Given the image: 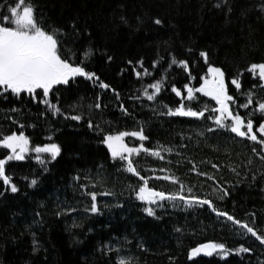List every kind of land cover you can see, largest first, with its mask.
<instances>
[{
	"label": "trees",
	"instance_id": "16d2710c",
	"mask_svg": "<svg viewBox=\"0 0 264 264\" xmlns=\"http://www.w3.org/2000/svg\"><path fill=\"white\" fill-rule=\"evenodd\" d=\"M11 2L0 0V11L6 12L3 5ZM34 3L48 24L66 26L69 20L77 19L83 34L76 41V47L83 49L91 43L96 50L86 62L88 70L95 71L120 92L130 115L123 114L110 90L102 91L83 77L62 89L58 97L65 112L83 116L79 121L64 115L53 116L50 112L42 114L45 106L27 95L19 100L0 98V133L22 130L33 145L49 142L47 137L51 135L62 149L60 156L46 165L47 171L31 158L11 161L6 166L19 191H5L0 182V192H3L0 195V264H116L118 255L131 256L132 264H264V247L250 234L237 235L230 222L218 218L207 206L173 208L169 202L164 209L157 210L156 217L145 213L146 204L136 199L129 187L141 182L112 160L100 142L103 132L88 126L89 119L104 132L133 130L142 124L150 138L145 141L146 146L155 147L159 142L175 149L172 153H162L163 160L149 155L137 157L143 175L152 176L154 169L158 176H163L160 169H170L187 185L194 186L197 194L208 195L223 210L247 220L264 233V178H258L250 186V176L237 177L228 166L251 155L253 171L260 167L258 157L251 153L252 142L238 137L231 139L234 134L223 131L206 132L201 137L199 132L211 126L210 121L163 114L166 111L163 105L175 107L179 100L170 87L159 94L156 102L148 101L139 91L142 83L160 78L170 53L179 59H189L192 74L197 76L192 83L198 85L199 76L207 70L199 51L207 50L211 63L225 70L230 94L238 98V104L245 102L240 92L252 89L258 80L245 71L240 77L239 92L230 80L250 62L264 60V16L255 8L259 0H228L220 8L214 7L215 0H34ZM228 6L232 7L230 13ZM121 16L128 23H122ZM155 17H160L163 24H154ZM189 48L193 49L191 54ZM107 55L113 60L108 61ZM158 55L164 60L156 68L150 67ZM140 58L152 73L143 81L137 79L127 64L130 59ZM168 75L169 82L178 87L188 82L187 73L175 65ZM253 91L255 106L258 100L264 99V88ZM97 94L107 107H91ZM134 96L141 99H132ZM203 99L210 101V98ZM210 103L214 105V101ZM12 107L19 108L20 112H10ZM254 119L259 120V114ZM15 121L25 127L21 129ZM126 139L138 143L133 138ZM7 154V150L0 148V158ZM189 161H195L202 171L213 172L230 195L223 201L216 199V182L189 172L192 167ZM206 161L220 164V170L213 169ZM77 175L80 180L75 179ZM33 177L38 178L36 186L30 184ZM149 183L167 191L178 187L164 180L151 179ZM82 184L98 193L100 213L85 210L90 197L84 194ZM104 192L115 195L106 196ZM65 207L76 211L62 212ZM246 213H255V216H246ZM176 228L182 231L177 232ZM34 239L39 241L37 251H33ZM209 240L225 242L229 247L243 243L254 251L233 253L224 259L215 255L188 259L190 248ZM140 244L144 248L138 247ZM102 245L111 246L113 251L105 255L100 250ZM117 246L119 253L115 250Z\"/></svg>",
	"mask_w": 264,
	"mask_h": 264
},
{
	"label": "snow or ice",
	"instance_id": "6c2138e0",
	"mask_svg": "<svg viewBox=\"0 0 264 264\" xmlns=\"http://www.w3.org/2000/svg\"><path fill=\"white\" fill-rule=\"evenodd\" d=\"M225 4H228V0H215L214 7L220 8ZM3 8L6 9V12L0 11V98L5 101L9 97L19 100L27 95L32 101L45 106V112L42 114L46 115L50 112L53 116L64 115L65 118L79 121L83 119V116L81 114L71 115V113L65 112L58 97L62 89L68 88L71 84L76 83L78 78L83 77L91 81L94 87L98 86L102 91L110 90L123 114L130 115L128 108L121 99L120 92L101 79L95 71L88 70L86 62L92 58L96 50L91 43L83 49L76 47V41L83 34L77 19L69 20L66 26L48 24L44 15L38 13L34 0H12L11 3L3 5ZM255 8L259 9L261 16H264V0H259ZM227 11L230 13L232 7L228 6ZM243 14L246 15L247 13ZM120 20L122 23H128L124 16H121ZM153 22L156 25L163 24L160 17H155ZM192 52L193 49L189 48L188 53L191 54ZM169 55L170 59L167 61V67L162 69L160 78H153L151 83L141 84L139 91L142 96L148 101L156 102L159 94L166 87H170L171 92L179 97V100L175 107L163 105L166 109L164 115L210 121L211 126H206L203 131L199 132L201 137H204L206 132L219 133L223 131L234 134L230 137L231 139L238 137L252 142L250 145L251 153L258 157L261 162L260 167L253 171L251 166L254 164V159L251 155L238 162H230L228 166L237 177H240L241 174L246 178L250 176V186L258 178H264V99L258 100L253 106L255 97L253 89L264 88V60L250 62L246 68L239 69L236 75L231 77V85H234L235 90L238 92L241 90L240 77L245 71L250 73L253 79L258 80V83L253 84L252 89L240 92V95L245 97V102L238 104V98L229 92L225 70L211 63L207 50L199 51V58L203 59L207 70L199 76L198 85L192 83V81L197 80V76L192 74L189 59H179L171 53ZM107 60L112 61L113 57L107 55ZM163 60L164 57L158 55L157 59L151 62L150 67L156 68ZM144 63L143 58L127 61V64L131 66V71L140 81H143L144 77L152 76L151 71L144 66ZM173 65L187 73L186 79L188 82L184 83L182 87L169 82L168 72ZM205 97L210 98V101H214V105L210 101L204 100ZM131 98L141 99L140 96ZM250 106L253 107L250 108ZM72 107H75V105ZM91 107L101 109L107 107V105L102 104V97L97 94L95 103ZM239 109H245L246 112L241 114ZM9 111L19 113L20 109L12 107ZM257 114L260 116L259 120L254 119ZM15 122L19 124L21 129L25 127L19 121ZM88 126L103 132L100 142L106 146L112 160L119 163L123 171L133 174L139 179L141 183L129 187L135 193L136 199L146 204L143 211L149 216L156 217L157 210L164 209L169 202L173 208L181 205L185 208L207 206L210 212L218 218L222 217L225 222H230L233 231L237 235L247 236L250 234L252 238L259 242L261 247H264V233L247 220L240 219L233 213L223 210L208 195L201 196L197 194L194 191V186L187 185L180 177L171 173L170 169H160L164 173L163 176H158L154 169L151 170L152 176L142 174L138 167L137 157L149 155L163 160L165 156L162 153L175 151L173 147L159 142L156 143L155 147L146 146L145 141L150 138L145 134V128L142 124L133 130L104 132L99 124L93 125V121L89 119ZM126 138H133L138 143H130ZM47 140L49 142L33 145L29 135L22 130L19 132L12 131L9 134L0 133V148L7 150L8 153L0 158V182L5 186V191H11L12 193L19 191L13 177L6 172V166L9 162L24 161L31 158L43 166L44 171H47L46 165L60 156L61 145L54 142L51 135L47 137ZM177 163H180V161H177ZM189 163L192 165L189 172L216 182L218 185L214 189L216 199L223 201L230 195L229 189L220 183L213 172L202 171L195 161H189ZM201 163H205V161H201ZM206 163L211 164L212 168L217 171L221 168L220 164H213L211 161H206ZM75 179L80 180V176L77 175ZM151 179L168 181L173 185H178V187L175 191L163 190L156 186H150L149 181ZM37 183V177L31 178V186H36ZM225 183L230 182L225 181ZM92 186H96L95 182ZM80 187L84 190V194L90 197V203L85 210L93 214L100 213L101 206L97 201L98 193L89 191L87 184H82ZM0 195H3V192H0ZM103 195L110 196L115 195V193L104 192ZM61 211L71 213L75 212L76 209L65 207ZM245 215L254 217L255 213H246ZM176 231L181 232L182 229L176 228ZM138 247L144 248V245L140 244ZM38 248L39 241L34 239L33 251H37ZM100 250L107 255L113 251V248L102 245ZM115 250L119 253L120 247L117 246ZM253 251V247H246L243 243H239L236 247H229L225 242L209 240L190 248L188 259L192 260L201 255L208 257L215 255L224 259L233 253L246 254ZM132 259L131 256L118 255L116 264H132ZM169 259L173 260L174 257H169Z\"/></svg>",
	"mask_w": 264,
	"mask_h": 264
},
{
	"label": "water",
	"instance_id": "95a60500",
	"mask_svg": "<svg viewBox=\"0 0 264 264\" xmlns=\"http://www.w3.org/2000/svg\"><path fill=\"white\" fill-rule=\"evenodd\" d=\"M199 257H208V256L201 255V256H199Z\"/></svg>",
	"mask_w": 264,
	"mask_h": 264
}]
</instances>
